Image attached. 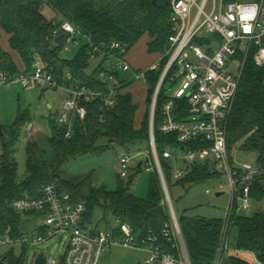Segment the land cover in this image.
<instances>
[{"label":"trees","instance_id":"trees-1","mask_svg":"<svg viewBox=\"0 0 264 264\" xmlns=\"http://www.w3.org/2000/svg\"><path fill=\"white\" fill-rule=\"evenodd\" d=\"M50 9L55 17H49ZM171 0H0V73L15 76L33 70L36 62L42 60L53 68L54 76L62 84L75 82L91 88L109 92L110 84L97 78V73L107 65L112 57H120L119 50H111L110 55L99 59L90 71L92 47L116 42L129 52L145 41L150 54L159 57L170 46L172 33ZM60 17L59 19H57ZM64 22H70L81 34L77 39L87 38L75 57L69 59L61 55L63 45L55 40L53 31ZM6 38L9 49L6 46ZM252 46L241 72L239 90L227 125V145L232 167L238 171L237 178L243 174L242 168L234 163L231 152L238 148L255 155L254 162L260 173L254 178L251 195L255 202H264V66H259ZM237 58L243 61L244 55ZM134 69V68H133ZM141 71L142 69H134ZM70 72L73 80L67 81ZM116 71L117 83L115 102L105 105L103 101L81 102L87 108V116L82 119L73 117L71 137L67 136L69 125L59 121L57 116L50 117L51 136L49 142L56 152V161L48 164L43 151L33 138L28 142V171L26 179L18 180V166L14 157L17 138L24 125L31 124V118L21 115L6 138V129L1 137L4 153L0 155V233L20 235L27 232L26 224L30 216L16 211L10 204L14 199L41 194L44 185L55 184L59 190L69 192L77 201L87 206L84 224L93 221L97 208L111 212L116 219L128 222L142 242L153 237L154 244L162 253L178 254L174 242L165 235L171 224L170 209L161 181L155 168L151 173L149 196L138 197L131 190V181L121 182L116 191L89 186L85 191L83 179H72L62 169L69 159L78 155L100 154L113 144L123 146L128 151L139 142L147 145L149 158H152L150 138V114L152 97L155 92L161 69L147 72V94L144 106L146 112L141 126L137 125L140 104L135 99L131 81ZM159 116L156 117V145L160 163L169 187L175 183L182 186L197 184L225 175L216 170L211 162L197 161L187 175L176 179L175 164L164 156L168 148H200L206 145L204 139L180 144L173 134H164L157 129ZM106 139L107 144L101 143ZM147 160V158H146ZM141 166L144 167L145 161ZM140 168V167H139ZM243 185L240 180L238 188ZM237 194L233 211L228 218L207 219L186 214L178 216L181 231L192 264H213L218 256L224 231L228 245L235 250H244L256 255L264 264V210L248 215L238 210ZM107 228H113L107 222ZM98 228V227H97ZM235 233L232 236V231ZM28 246L6 249L0 264H28ZM225 253L223 254L224 258ZM224 260V259H222ZM223 264H252L237 256H226Z\"/></svg>","mask_w":264,"mask_h":264},{"label":"built area","instance_id":"built-area-1","mask_svg":"<svg viewBox=\"0 0 264 264\" xmlns=\"http://www.w3.org/2000/svg\"><path fill=\"white\" fill-rule=\"evenodd\" d=\"M171 8L169 48L158 57L157 64L135 71V80L142 79L147 83V72L161 69L151 103L152 158H147L144 167L148 172L156 168L162 184L166 183L156 145L157 116L160 118L157 129L164 134L175 135L180 144L204 139L206 145L203 147L168 148L164 156L174 162L176 179L185 177L197 161L211 162L216 170L225 172L231 194L227 223L236 193L239 192L238 210L251 209L254 202L251 187L260 173L254 161L247 162L239 166L243 174L237 178L238 171L231 165L227 145V125L238 94L242 68L252 46L256 47V63L264 66V0H171ZM61 34H65L64 50L70 51L68 45L78 43L77 36L81 33L70 22H64L53 31L55 39ZM111 50H119L120 57H112L97 73L99 80L111 85L109 92L78 82L62 84L54 76L53 68L42 60H38L33 70L27 73L15 76L0 73V86L17 82L25 87L36 84L45 89H63L65 97L59 121L69 125L67 136L71 137L73 117L84 119L87 116V108L81 102L101 100L105 105H112L116 93L114 85L117 83L115 72L134 71L126 57V47L116 42L94 46L90 54L101 59L110 55ZM239 53L244 55L243 61L237 58ZM66 80H73L70 72L66 74ZM27 130L33 134L35 127L28 124ZM131 160L129 153L121 157L123 176L128 175ZM240 180L243 185L238 188ZM224 188L225 185L220 183L219 189ZM167 195L169 197L168 188ZM168 202L171 224L166 228L165 235L174 242L178 254L162 253L154 244L153 237L139 242L132 226L120 219H116L114 228L102 230L88 227L84 224L87 212L84 202L75 200L69 192L59 190L55 184L44 185L39 196L20 197L10 202L16 211L30 216L28 224L32 229L31 233L20 235L0 233V262L6 249L30 248L61 237L66 239L65 253L61 259L55 256L46 258L45 264H101L107 251L116 245L147 251L150 257L146 262L150 264H192L170 198ZM225 231L213 264H222L223 254L230 250Z\"/></svg>","mask_w":264,"mask_h":264},{"label":"rangeland","instance_id":"rangeland-1","mask_svg":"<svg viewBox=\"0 0 264 264\" xmlns=\"http://www.w3.org/2000/svg\"><path fill=\"white\" fill-rule=\"evenodd\" d=\"M47 15L51 18L55 17V14L50 9L47 10ZM86 41L87 38H80L78 43L68 45L70 51L62 50L61 55L69 59L75 57ZM145 43V41H142L132 49V52L136 54L139 65L151 66L157 64L158 57L151 54L150 56L146 53ZM98 61L99 58L92 59L90 71L96 66ZM122 76L132 82L131 88L133 92L137 89L135 99L140 104L137 125L141 126L146 112L145 108L142 107L146 99L147 86L144 84V80H135V71L123 73ZM169 92L171 93V91ZM64 96L65 92L63 89H45L36 84L25 87L21 83L16 82L0 86V123L6 129L5 137L10 138L13 128L22 114L30 117L31 125L35 127V132L30 134L27 130V125H24L16 141L14 157L18 166L19 181L26 179L29 175L27 146L31 138L39 143L45 162L48 164L55 163L57 155L49 142L51 136L49 118L57 116L58 112L61 111ZM3 142V139L0 137V155L4 153ZM101 143L107 144V140L104 139ZM126 153L132 156V160L128 169V175L123 176L121 157ZM148 156L149 150L143 142L132 146L130 152L123 146L113 144L100 154L73 157L64 164L62 169L73 180L83 179L86 182L83 187L85 191H87L89 186L116 191L121 182L131 181V190L138 197L147 199L149 196L151 173L145 167L139 168V163L149 158ZM231 157L238 166H242V164L247 162H253L255 159L253 153L248 154L238 148L231 152ZM220 183L225 185V188L222 190L219 189ZM167 188L177 217L186 214L207 219H225L228 214L231 204V194L226 175L187 186L173 183L170 186L171 193L168 185ZM207 190H211V192ZM167 204L170 206L168 200ZM259 210H264V202L254 201L251 209L243 211V213L251 215ZM107 222L114 228L116 218L111 212L106 213L103 209L97 208L93 221L87 225L93 229L98 227L103 230L107 229ZM26 229L28 233H31V224H26ZM234 233L235 230L232 231V236ZM229 248L230 250L225 252L224 260L226 256L233 254V251H235L232 245H229ZM42 251H45L46 258L55 256L61 259V256L66 251V239L55 237L41 245L30 247L28 250V264H34L35 256ZM149 257L150 254L145 250L116 245L107 251L102 258L101 264H150L146 262ZM224 260H222V264ZM152 264L159 263L155 262Z\"/></svg>","mask_w":264,"mask_h":264},{"label":"crops","instance_id":"crops-1","mask_svg":"<svg viewBox=\"0 0 264 264\" xmlns=\"http://www.w3.org/2000/svg\"><path fill=\"white\" fill-rule=\"evenodd\" d=\"M7 39L8 38H6L5 40H6V48L7 49H9L8 47H9V44H8V41H7ZM145 51H146V53L148 54V55H150V53L148 52V50H147V46H145ZM132 52V50L129 52V54H128V61L130 62V64L132 65V67L134 68V69H143V68H148L149 66H145V65H143V66H141V65H139V63H138V60H137V57H136V54L135 53H131ZM152 55V54H151ZM150 55V56H151ZM156 57V56H155ZM135 71V70H134ZM30 86V85H29ZM28 87V86H27ZM135 92H137V89L134 91V93ZM65 97V96H64ZM61 107H62V105H61ZM141 164V166H142V164H143V161H141L140 163H139V165ZM141 166H139L140 168H141ZM234 253H233V255H237V256H239V257H241V258H243V259H245V260H247L248 262H250V263H252V264H260L259 263V261H258V259H257V257H256V255L254 254V253H252V252H249V251H244V250H236V251H233Z\"/></svg>","mask_w":264,"mask_h":264},{"label":"water","instance_id":"water-1","mask_svg":"<svg viewBox=\"0 0 264 264\" xmlns=\"http://www.w3.org/2000/svg\"><path fill=\"white\" fill-rule=\"evenodd\" d=\"M156 2V0H155ZM64 39H65V34H61L60 36H58L56 38V42L59 44V45H62L63 42H64ZM4 135V130H3V127L0 123V137H2ZM141 166V164L139 165ZM163 188H164V192H165V196L166 198L168 199L169 201V197L167 195V186H166V183L163 182ZM220 195V194H218ZM46 262V255H45V251H42L40 254H38L37 258L35 259V262L34 264H45Z\"/></svg>","mask_w":264,"mask_h":264}]
</instances>
